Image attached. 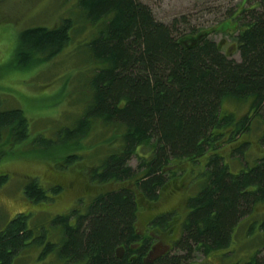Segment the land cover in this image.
<instances>
[{"label":"trees","instance_id":"1","mask_svg":"<svg viewBox=\"0 0 264 264\" xmlns=\"http://www.w3.org/2000/svg\"><path fill=\"white\" fill-rule=\"evenodd\" d=\"M245 2L223 20L233 25L237 59L210 36L212 29L161 21L142 0H79L82 14L97 27L87 49L96 64L87 80L89 101L73 126L31 141L34 148H67V164L79 159L75 150L95 121L113 125L121 144L88 174L97 184H120L101 190L84 211L74 206L53 216L58 240L46 231L36 233L28 223L31 212L16 213L0 229V264H13L28 245L42 246L40 259L54 253L62 264H185L195 249L209 253L231 244L237 224L264 202V155L233 172L220 151L251 129L254 116L264 123V0ZM73 29L69 17L55 27L23 29L16 66L53 58L71 42ZM230 98L250 100V111L236 116L224 107ZM6 136L13 144L28 140L30 122L22 108H4L0 99V144ZM145 145L152 149L147 156L138 151ZM208 154L206 179L188 199L181 236L166 254L152 259L157 237L150 228L172 232L168 220L175 213L155 216L142 231L139 199L157 200L176 179L174 166L184 160L200 163ZM136 155L137 168L130 164ZM62 188L45 187L32 177L24 194L42 202ZM233 264H264V257L255 254Z\"/></svg>","mask_w":264,"mask_h":264},{"label":"rangeland","instance_id":"2","mask_svg":"<svg viewBox=\"0 0 264 264\" xmlns=\"http://www.w3.org/2000/svg\"><path fill=\"white\" fill-rule=\"evenodd\" d=\"M142 1L151 6L161 21L169 23L176 19L182 29L189 26L212 29L210 36L220 42L225 51L240 58L236 39L230 33L233 25L223 20H227L229 9L241 7V4L246 6L248 3L245 0ZM255 1L259 0H250L249 3ZM68 17L74 21L72 40L61 52L51 59L41 61L37 57L38 60L33 59L27 66H16L14 57L23 29L55 27ZM96 28L82 14L79 0H0V99L4 108L18 107L25 111L31 131V136L24 142L13 144L6 136L0 144V177L6 175L0 180V229L16 213L31 212L28 223L36 233L46 231L49 239L58 240L60 237L56 235L59 232L50 224L53 216L68 212L74 206L84 211L101 190L120 184H97L88 174L92 166L101 163L121 144L120 134L113 129V125L95 121L89 133L82 138V147L75 150L80 155L79 159L67 164L70 152L67 148L59 145L34 148L31 141L40 134L56 137L60 129L73 126L84 113L89 101L86 91L89 71L92 74V66H96L92 65L87 49L88 42L97 32ZM224 107L240 116L250 111L251 102L230 98L225 101ZM256 116L250 130L220 149L233 172L251 167L264 155V123L261 116ZM246 141L248 145L245 147L243 144ZM151 150L150 145H145L138 151L147 156ZM208 156H203L200 163L184 160L182 165L174 166L178 175L157 200L139 199L138 225L142 230L148 229L150 220L155 216L168 211L175 213L168 220L173 223L172 232L156 228L158 236L151 251L152 259L166 254L181 236L189 210L188 199L206 179L204 171ZM139 160L137 155L133 156L130 164L137 168ZM32 177L39 178L45 187L61 184L63 188L50 200L31 201L24 194V185ZM41 251V245H28L13 264H62L54 253L40 259ZM255 254L264 257V202L257 203L253 211L241 219L228 247L209 253L195 249L185 264L243 263Z\"/></svg>","mask_w":264,"mask_h":264},{"label":"flooded vegetation","instance_id":"3","mask_svg":"<svg viewBox=\"0 0 264 264\" xmlns=\"http://www.w3.org/2000/svg\"><path fill=\"white\" fill-rule=\"evenodd\" d=\"M151 221V220H150ZM150 223V222H149ZM148 228H150L149 226H148ZM154 229H156V228H154ZM142 230V229H141ZM150 230H151V233L152 234H154L156 237L158 236V233L156 232V230L154 231L153 229H151L150 228ZM142 231H147V230H142ZM156 242V241H155ZM155 244V243H154ZM152 258V257H151Z\"/></svg>","mask_w":264,"mask_h":264},{"label":"bare ground","instance_id":"4","mask_svg":"<svg viewBox=\"0 0 264 264\" xmlns=\"http://www.w3.org/2000/svg\"><path fill=\"white\" fill-rule=\"evenodd\" d=\"M96 79V78H95ZM98 82V81H97Z\"/></svg>","mask_w":264,"mask_h":264}]
</instances>
